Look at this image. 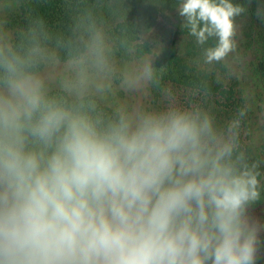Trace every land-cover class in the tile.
<instances>
[{"label": "clouds", "instance_id": "1", "mask_svg": "<svg viewBox=\"0 0 264 264\" xmlns=\"http://www.w3.org/2000/svg\"><path fill=\"white\" fill-rule=\"evenodd\" d=\"M23 2L0 0V264H256L264 224L249 210L264 161L242 146L246 112L217 123L195 99L209 95L203 80L187 103L165 88L162 107L105 104L161 90L164 69L117 64L98 0H64L69 31L39 16L10 29ZM177 11L198 63L230 70L246 7L178 0ZM119 47L135 50L126 37Z\"/></svg>", "mask_w": 264, "mask_h": 264}, {"label": "trees", "instance_id": "2", "mask_svg": "<svg viewBox=\"0 0 264 264\" xmlns=\"http://www.w3.org/2000/svg\"><path fill=\"white\" fill-rule=\"evenodd\" d=\"M94 0H89L93 3ZM247 11L236 19L242 26L243 45L252 55L247 86L232 71L216 65L211 71L198 63L201 47L195 38L182 28L184 18L177 11L178 0H98L96 15L104 22L109 36L116 41L117 64L133 62L152 55L157 72L164 69L161 90L149 91L155 102L166 103L162 89H170L177 100L187 103L193 81L203 80L209 89L207 97L195 99L210 111L217 123L223 125L240 110L246 112L240 130L241 143L253 159L264 161V20L257 15V8H264V0H233ZM30 16H39L54 31H69L72 20L64 0H24L9 12L7 25L10 29L27 28ZM161 21L159 40L151 43L140 38L139 32L153 30ZM150 31V32H151ZM126 37L135 50L126 52L119 47V40ZM215 43L214 40L209 44ZM207 46V45H206ZM55 91V90H54ZM264 171V165H262ZM250 214L264 224V188L261 200L250 208ZM264 241V231L260 233ZM264 246L256 264H264Z\"/></svg>", "mask_w": 264, "mask_h": 264}, {"label": "rangeland", "instance_id": "3", "mask_svg": "<svg viewBox=\"0 0 264 264\" xmlns=\"http://www.w3.org/2000/svg\"><path fill=\"white\" fill-rule=\"evenodd\" d=\"M161 21H159V25L154 28L150 34L148 35V38L146 40H149L151 43H154V40H159V34L161 32ZM237 25V34H236V42H237V49L236 51L231 54L228 58V63L230 65V68L232 69L233 73L242 80L247 86L250 85V78H249V70H250V61L252 59V55L250 54L248 49H245L243 43V35H242V24L240 21L236 22ZM142 59H151L152 55H147L142 57L139 60H135L133 62L128 63H121L118 65H124V64H137ZM53 90H57V85L55 83L52 84ZM114 87L118 89L119 87V80H116L114 83ZM180 103H183L180 100H177ZM119 102H126L129 104H148L152 107H162L164 105V102L162 100H159V102H155L149 91L148 92H139V93H130L125 94L122 91H118L117 95L109 97V99L105 102V104H113V103H119ZM264 262V260H263Z\"/></svg>", "mask_w": 264, "mask_h": 264}]
</instances>
